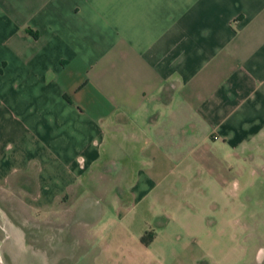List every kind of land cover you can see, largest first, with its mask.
<instances>
[{"label":"crops","instance_id":"0c3cea01","mask_svg":"<svg viewBox=\"0 0 264 264\" xmlns=\"http://www.w3.org/2000/svg\"><path fill=\"white\" fill-rule=\"evenodd\" d=\"M235 169L264 178V0H0V196L39 222L3 239L33 264H149L155 205Z\"/></svg>","mask_w":264,"mask_h":264},{"label":"rangeland","instance_id":"374dc122","mask_svg":"<svg viewBox=\"0 0 264 264\" xmlns=\"http://www.w3.org/2000/svg\"><path fill=\"white\" fill-rule=\"evenodd\" d=\"M250 174L235 169L223 190H210L203 179L202 184L191 182L177 187L180 199L164 203L167 207L163 212L162 203L155 205L154 218H148L149 228L159 230L164 226L166 230L157 234L149 249L154 256L149 264H264V178ZM195 187L207 189L206 195L194 200L187 190ZM2 199L0 196V264H9L10 260L33 264L37 260L34 251L13 245L10 235L11 230L33 227L39 222L20 207L23 203ZM57 221L52 225L63 237L67 229L64 215ZM149 232L142 234L143 240ZM5 235L10 240L3 239ZM79 241L73 247L69 240L59 241L57 264H67L72 257L81 256L86 240ZM101 247L102 244H95L90 252H99ZM106 255L110 256L107 264H114L112 258L119 253L109 250ZM77 264L87 263L80 257Z\"/></svg>","mask_w":264,"mask_h":264}]
</instances>
